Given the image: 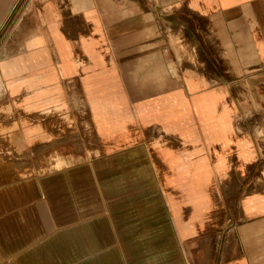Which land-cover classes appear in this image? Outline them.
Here are the masks:
<instances>
[{
    "label": "crops",
    "instance_id": "1",
    "mask_svg": "<svg viewBox=\"0 0 264 264\" xmlns=\"http://www.w3.org/2000/svg\"><path fill=\"white\" fill-rule=\"evenodd\" d=\"M0 89L34 161L14 170L45 172L3 183L36 186L28 229L69 218L41 203L90 168L97 210L118 187L161 204L191 264H264V0H0ZM107 243L74 260L128 264Z\"/></svg>",
    "mask_w": 264,
    "mask_h": 264
},
{
    "label": "rangeland",
    "instance_id": "2",
    "mask_svg": "<svg viewBox=\"0 0 264 264\" xmlns=\"http://www.w3.org/2000/svg\"><path fill=\"white\" fill-rule=\"evenodd\" d=\"M0 97H2L1 91ZM4 102L2 100L0 105V264H61L53 260L65 255L76 256L66 264H97L84 259H74L89 258L96 255V251H111L112 246L116 245L108 244V241H119L122 244L118 247L123 249L125 254H121L120 257L125 256L128 264H191L189 241L179 239L172 219L166 211L164 212L161 204L137 202L136 200L141 198L136 195H126L123 192L128 188L118 187L116 190L121 195L107 197V201L101 203L97 210V171L90 168L71 172L69 177L75 182L72 183L73 186H70L68 195H64L60 200H56L57 197H51L48 203H41L42 206L49 205L52 208V211L47 214H63L64 211L69 214V218L45 219L48 226L33 231L28 229L30 226H27L29 221L26 220H29L30 216L14 217V215L34 213L32 211L38 203L34 198L28 200L30 197L28 195L32 192L30 190L35 191L37 188L36 186L26 187L23 184L10 187L3 183L12 182L14 179H36L39 177L38 173L45 172L33 168L22 171L14 170L20 167V163L34 161L23 150L20 139L12 137L15 124L5 122L7 116L3 114L8 112L9 107ZM4 164H6V169ZM78 180L83 183H79ZM35 193L37 194V191ZM25 194L26 197H24ZM109 198L116 200L110 202ZM144 205L151 207L148 218L141 217L146 214L141 211ZM152 207L155 211H152ZM97 214H107L113 217L102 219L97 218ZM11 219L22 221L19 233L6 230L5 226L10 223ZM65 234L68 244H66ZM49 240L52 241L47 247L39 248L37 251L42 260L31 259L32 249L41 242ZM97 241H102V243H97ZM202 256H206L205 246L202 248Z\"/></svg>",
    "mask_w": 264,
    "mask_h": 264
}]
</instances>
